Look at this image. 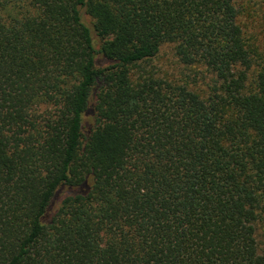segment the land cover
<instances>
[{
	"label": "trees",
	"instance_id": "trees-1",
	"mask_svg": "<svg viewBox=\"0 0 264 264\" xmlns=\"http://www.w3.org/2000/svg\"><path fill=\"white\" fill-rule=\"evenodd\" d=\"M241 14L0 0V264H264V44Z\"/></svg>",
	"mask_w": 264,
	"mask_h": 264
},
{
	"label": "rangeland",
	"instance_id": "rangeland-1",
	"mask_svg": "<svg viewBox=\"0 0 264 264\" xmlns=\"http://www.w3.org/2000/svg\"><path fill=\"white\" fill-rule=\"evenodd\" d=\"M256 1H259L260 4L263 2V0H255L253 2H248L247 0H237V5L242 12L240 20L244 24L245 30H248V34L251 33L255 38H257L258 43L264 44V14L259 11V7L262 5L257 4L255 8ZM254 9L259 10L256 11ZM85 21L90 23V18L86 15ZM154 64H156L159 69L168 70L171 75L174 74L179 79L181 77L180 73L184 70L183 67L177 64V59L174 56L172 46H166L162 56L154 61Z\"/></svg>",
	"mask_w": 264,
	"mask_h": 264
}]
</instances>
